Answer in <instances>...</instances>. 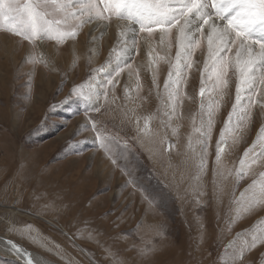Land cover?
Returning a JSON list of instances; mask_svg holds the SVG:
<instances>
[{"label":"rangeland","instance_id":"obj_1","mask_svg":"<svg viewBox=\"0 0 264 264\" xmlns=\"http://www.w3.org/2000/svg\"><path fill=\"white\" fill-rule=\"evenodd\" d=\"M90 25L75 40L45 39L35 46L0 31V236L53 264H231L229 245L240 243L237 233L247 229L250 239L264 230V205L236 218L241 193L245 200L251 196L245 189L264 172L261 156L247 175H236L264 126V109L252 106L250 116L239 122L234 116L225 130L235 103V62L217 83L215 72L205 69V46L194 45L169 119L165 81L175 63L176 30L163 46L155 26L151 34L137 29L130 58L116 75V52L123 47L118 41L107 46L99 38L95 56L87 48L71 53L70 45ZM143 37L154 44L147 66L139 64ZM41 46L55 47V57ZM30 55L39 59L33 62ZM100 80L106 96L91 107L78 97ZM257 88L264 91L259 82ZM209 101L207 164L197 173L187 145L191 138L199 149L194 127L207 118ZM146 116L152 117L147 135L137 128V117L143 127ZM93 123L106 137L104 147ZM222 130L226 157L217 166ZM165 135L174 145L170 153L162 150ZM0 264L22 263L0 254ZM244 264H264V244L246 252Z\"/></svg>","mask_w":264,"mask_h":264},{"label":"snow or ice","instance_id":"obj_2","mask_svg":"<svg viewBox=\"0 0 264 264\" xmlns=\"http://www.w3.org/2000/svg\"><path fill=\"white\" fill-rule=\"evenodd\" d=\"M113 18L126 22L119 26L118 43H122L123 47L116 52L117 63L112 69L116 75L122 71L121 65L126 64L125 57L130 58L131 50L136 43L137 29L151 34L155 26L160 31L161 43L164 42L166 35H170L173 29L176 30L175 63L170 69L169 79L165 81L168 107L171 109L166 113L169 119L176 110L175 99L183 80V73L186 68L192 67L189 59L193 47L200 44L205 34L208 41L205 69L215 72L217 83L222 75H226V69L232 63L233 58L227 53L235 51L234 67L237 76L235 103L225 121V130L231 129L234 116L237 122L242 121L245 116H250L252 106L259 105L264 109V91L257 88L258 82L264 85V0H0V31L19 36L33 46L45 39L57 43L75 40L85 25L95 26L101 22H111ZM27 59L35 62L39 58L30 55ZM221 69L225 71L221 72ZM99 71L103 72L104 69ZM106 75L110 77L111 72ZM113 82L112 79H107L108 84ZM227 83L225 80V87ZM75 91L76 89H73L69 96ZM205 91L202 73L201 96ZM101 95L106 96L103 80L90 87L87 95L81 91L78 98L95 107ZM258 95L261 97L259 100L256 98ZM201 108H205L203 102ZM212 109V102L209 101L207 118H202L200 126L194 127V131L199 134L196 140L199 149L193 148L191 138L187 145L196 159L197 173L202 172L207 164V140L210 139L213 126ZM95 110L99 111V108ZM151 119V116L144 117L143 127H140V118L137 117L138 131L149 134ZM93 129L97 133L96 139L104 147L106 137L103 131L96 129L95 123ZM225 130H222L221 137L216 143L217 166L222 164L226 157ZM161 145L162 150L169 153L174 147L167 135L162 138ZM261 156H264V126L259 129L256 140L240 159L237 178L247 175L249 166L256 163ZM249 189L252 190V194L246 200L244 193H241L236 218L249 213L258 205H264V172H261L259 180H253L245 191ZM248 234L247 229L237 233L240 243L229 245L234 247V251L228 257L231 264H244L245 253L255 249L258 244H264V230L259 234L252 233L250 239L245 238ZM6 243L17 255L26 259V264H41L39 259L32 258L30 253L16 243L12 241Z\"/></svg>","mask_w":264,"mask_h":264},{"label":"bare ground","instance_id":"obj_3","mask_svg":"<svg viewBox=\"0 0 264 264\" xmlns=\"http://www.w3.org/2000/svg\"><path fill=\"white\" fill-rule=\"evenodd\" d=\"M119 26H120L119 24H110V25H108L106 23H99V24H96L95 26L94 25L93 26L90 25L85 30V32L81 36L80 40L77 43H73V44L70 45L71 53L74 54L75 52H81L83 49L87 48V50H89V49L91 50L92 49L93 54H94L93 56H95L97 53H99L98 49H100L99 44H100L101 41L99 42V38L103 37L105 39V41H106V45L107 46L108 45L112 46V43L118 41V34H119V31H120ZM197 37H198V35H197ZM3 39H5V38H3ZM160 40H161V38H160ZM141 41H142V39H141ZM200 41L201 42L197 46V49L199 47H201V46L202 47L205 46V50L204 51H208V41H207L206 34ZM142 42H143V45H142ZM142 42H141V45H142V51L143 52L141 53V57H140L141 61L139 62V64L141 66L142 65L147 66L148 65L147 63L150 60L152 61V59H153L152 58V53H153V50H154V44L151 42V40H149L146 37H143V41ZM119 44L123 45L122 43H119ZM162 45L165 46V42H163ZM115 46H117V45H115ZM214 47H215V45H214ZM41 50H43L47 55H51L52 58L55 57V55H56V48L55 47L41 46ZM28 52H29V50H28ZM232 58H233V61L235 62V51L233 53ZM151 72H154V71H151ZM155 78H156V76H155ZM126 79H127L128 82L132 81L130 79V77H126ZM10 211L12 213H14V214H18V211L15 208L14 209H10ZM6 241H11V240H8L7 237L4 238V237L0 236V254L4 255L5 257L11 258L13 260H16V261H18V262H20L22 264H26V259L23 258L21 255H17L15 253V251L11 250L10 245H8L6 243ZM28 253H30V252H28ZM30 254H31L32 258L39 259L41 261V264H53V263L47 261L46 259H44L42 256H39V255H37L35 253H30Z\"/></svg>","mask_w":264,"mask_h":264}]
</instances>
